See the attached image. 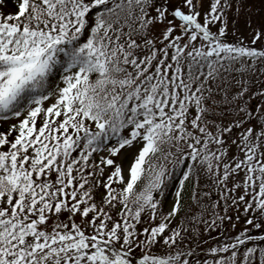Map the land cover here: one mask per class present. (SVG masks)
Returning a JSON list of instances; mask_svg holds the SVG:
<instances>
[{
  "label": "snow or ice",
  "instance_id": "snow-or-ice-1",
  "mask_svg": "<svg viewBox=\"0 0 264 264\" xmlns=\"http://www.w3.org/2000/svg\"><path fill=\"white\" fill-rule=\"evenodd\" d=\"M256 12L0 0V264H264Z\"/></svg>",
  "mask_w": 264,
  "mask_h": 264
},
{
  "label": "rangeland",
  "instance_id": "rangeland-1",
  "mask_svg": "<svg viewBox=\"0 0 264 264\" xmlns=\"http://www.w3.org/2000/svg\"><path fill=\"white\" fill-rule=\"evenodd\" d=\"M247 28L244 26V23H243V19L241 20V24H240V33L245 35V37H247ZM231 37V36H230ZM2 122L0 121V124ZM4 124L8 123V122H4ZM167 207V206H166ZM195 211V209H193ZM242 220H243V216L241 217V221L240 222H237L236 223V226L234 228H231L230 231L228 232V236L227 238H232L234 237L235 235H238L242 230L243 228L245 227L244 223H242ZM250 235H254V236H261V231L259 230H255V233L253 234L252 231L249 232ZM213 237L215 238L216 237V233L213 232ZM258 240V239H257ZM257 240H253L250 242V244H255ZM260 240V239H259ZM250 244L248 246H250ZM260 246H264V241L261 239V244L259 245ZM244 250V249H243ZM227 255V254H225ZM252 264H259V255H258V252L256 253V258L254 260H252Z\"/></svg>",
  "mask_w": 264,
  "mask_h": 264
},
{
  "label": "trees",
  "instance_id": "trees-1",
  "mask_svg": "<svg viewBox=\"0 0 264 264\" xmlns=\"http://www.w3.org/2000/svg\"><path fill=\"white\" fill-rule=\"evenodd\" d=\"M250 2L254 5L255 9H257L256 14L253 17L254 22L259 23L261 20L262 14H264V0H250ZM245 36V35H244ZM247 39V37H245ZM230 41L233 39V37L228 38ZM0 124V130H3L6 127V124L3 123ZM167 206V205H166ZM261 231V230H259ZM258 245V244H256Z\"/></svg>",
  "mask_w": 264,
  "mask_h": 264
},
{
  "label": "flooded vegetation",
  "instance_id": "flooded-vegetation-1",
  "mask_svg": "<svg viewBox=\"0 0 264 264\" xmlns=\"http://www.w3.org/2000/svg\"><path fill=\"white\" fill-rule=\"evenodd\" d=\"M251 231H252L253 234L255 233L253 230H251ZM262 240H263V239H262ZM263 241H264V240H263ZM255 244H258L257 246L259 247V245L261 244V239H260V240L258 239V240L256 241ZM243 249H244V246L241 247L240 251L242 252Z\"/></svg>",
  "mask_w": 264,
  "mask_h": 264
}]
</instances>
